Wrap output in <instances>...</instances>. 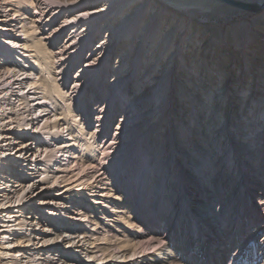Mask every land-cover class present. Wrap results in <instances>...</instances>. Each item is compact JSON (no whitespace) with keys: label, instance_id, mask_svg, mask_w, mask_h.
Masks as SVG:
<instances>
[{"label":"bare ground","instance_id":"6f19581e","mask_svg":"<svg viewBox=\"0 0 264 264\" xmlns=\"http://www.w3.org/2000/svg\"><path fill=\"white\" fill-rule=\"evenodd\" d=\"M234 1L257 6L241 9L222 0H0L3 264H181L179 250H185L180 243L190 234L200 229L206 240L213 230V238L223 231L209 221L223 193V206L233 204L229 213L238 216L239 231L248 223L253 231L264 229V221L255 225L259 216L264 219V186L259 190L243 172L244 164L253 160L254 150L245 147H252L253 137L247 134L254 115L261 123L257 136L264 135V0ZM117 50L110 83L104 86L108 73L101 59L110 60ZM83 59L67 88V73ZM143 61L144 74L135 77ZM212 86L216 92L207 98ZM103 87L108 97L115 96L101 105ZM162 87L164 102H156L153 95L159 96ZM127 96L130 104L120 111L115 134L126 123L135 126L134 134L122 138L125 149L136 140L139 156L146 159L142 166L151 161L147 174L156 173V200L167 189L174 193L165 203L181 209L175 225L180 232L172 242L177 248L139 251L145 227L142 220L134 221L133 204L123 191L128 185L122 178L108 177V166H102L101 160L113 158L104 153L113 140L103 142L96 132L113 121ZM200 104L209 109L206 116L200 115ZM95 108L96 124L91 127L87 119ZM116 158L109 161L111 167ZM221 174L224 181L218 179ZM177 187L183 206L175 200ZM237 191L244 196L235 197ZM195 208L202 224L190 213ZM157 240L147 242L154 246ZM216 243L205 245L208 264L222 262Z\"/></svg>","mask_w":264,"mask_h":264},{"label":"rangeland","instance_id":"374dc122","mask_svg":"<svg viewBox=\"0 0 264 264\" xmlns=\"http://www.w3.org/2000/svg\"><path fill=\"white\" fill-rule=\"evenodd\" d=\"M242 9V8H241ZM146 11H149V10H146ZM144 12V17H145V14L147 13V12ZM141 17V19L142 18H144V17ZM141 19H140V21H141ZM61 21V20H60ZM139 25L140 24H138V27H139ZM138 29V28H137ZM136 33L137 32H135V35L134 36H136ZM189 34V31H187V35ZM161 35V34H160ZM186 35V36H187ZM185 36V37H186ZM2 43V42H1ZM93 44H95V43H93L92 42V44H90V47H92L91 45H93ZM55 47H58V44H56L55 46H53V47H51L50 49L51 50H54V48ZM86 53V52H85ZM85 53H84V55H85ZM119 57V50H117L115 53H114V55H112L111 56V59L109 60V59H105L104 60V58H102L101 59V62H103V64L104 65H102V66H104V69H105V71H106V76L104 77V86H107L109 83H110V79H111V76H110V72L112 73V70L114 69L113 67H114V61L116 60V58H118ZM263 59V58H262ZM104 60V61H103ZM129 61H130V59H129ZM84 63V59L81 61V63H79L78 64V67H76L75 69H72V70H70V72L69 73H67L68 75H66L67 76V81H66V86H67V88H69L70 87V85H71V83H72V80H73V78L72 77H74V75L76 74V69L77 68H79L80 66H81V64H83ZM101 66V67H102ZM113 66V67H112ZM144 66H145V64H144V61L143 62H141L139 65H138V69H137V71L135 72V77H138L139 75H143L144 73H143V69H144ZM98 68H99V66H98ZM102 71H103V69H101ZM111 70V71H110ZM101 71V72H102ZM95 76H96V74H94ZM62 76V75H61ZM222 77V78H221ZM220 78H219V80L222 82L223 80H224V74L221 76ZM167 79H169V78H167ZM62 81H64V80H61L60 81V83H62ZM168 81V80H167ZM216 84H218V82L216 83ZM216 84H214V85H216ZM133 85V84H132ZM166 87V86H165ZM229 87V86H228ZM167 88V87H166ZM165 88V89H166ZM164 88L162 87V89L160 90V92H161V94H159V96L156 94V92H155V94L153 95V97L154 98H156L155 99V101L156 102H161V100L163 99V101L162 102H164V98L162 97L161 99H160V96H162L163 94H164V92L162 91ZM164 89V90H165ZM264 84L262 85V88H261V91L262 92H264ZM132 88L130 89V91H131V93L129 94V96L132 94ZM157 91V90H156ZM166 91V90H165ZM120 92V91H119ZM119 92H117V95H118V93ZM212 92H216V89L212 86L209 90H208V92L206 93L207 94V98H210V97H212V94H214V93H212ZM107 89L105 88V87H103V89H102V91H101V95H100V98H99V100H100V104L101 105H103L109 98H111V97H113V96H115V94H112V96L110 97H108V95H107ZM175 95H176V92H175ZM156 96V97H155ZM159 97V98H158ZM206 97V96H205ZM107 98V99H106ZM167 99H168V97H166ZM176 98H178V94L175 96V101H176ZM128 96L126 97V99L124 98V100H122L121 101V103H120V105L118 106V109H117V111H115V118L113 119V121H111V123H109V125H105V126H103V127H101V128H99V130L96 132L99 136H101V139H102V141L104 142V141H107V140H109V141H107V142H111V140H113V142L111 143V149H108V150H105L104 151V153H106V155L105 156H109V155H113V158H116V157H118V159L116 158V160H117V163H116V160H115V163L114 164H112V167H111V164L109 163V161L111 160V159H113L112 158V156H110L108 159L107 158H105V159H103V160H101V161H103V163H104V165H102L103 163L101 162V165L102 166H104V167H107L108 166V169H107V171H106V174H107V176L108 177H111L112 176V178H113V180H117V179H120V178H122V180H123V183H125L126 185H128V187L125 189L124 188V190L123 191H126V193L127 194H129V196L128 197H130V199H129V202H130V204L132 203L133 204V208L131 207V209H130V211H131V213L133 214V217L135 216V218H134V221L137 223L138 221H140V220H142V221H140V223H142V225L146 228H144V230H143V235H145V237L144 238H141L142 239V241L140 242V244H139V247H140V249H139V251H141V252H144V250L145 251H152V250H154V249H157L159 246H166L167 248H177V246L175 245V243H172V242H174V240H175V238L177 239V237L176 236H174V235H178V233L180 232V230H178V229H175L176 227H175V225L177 224V222L179 223V221H177L178 220V218H179V213H180V210L181 209H179L180 208V206H176V207H174L173 209H171L170 208V206H168V203H165L166 202V198H168L169 197V195L170 196H172V194H174V193H170V191L167 189V191L165 190L164 192H163V197H162V199L161 200H156V198H155V196H156V194L158 193L157 191H158V189L156 190V194H154V188H155V185L153 184V183H157V182H155V178H156V173H152V174H150V173H148L147 174V172H148V170H150L151 169V167H152V163H151V161L149 160V159H147V162H148V164L147 165H145V166H142V165H144L143 163L141 164V162L142 161H145L144 160V156H139V153L140 154H142V152L141 151H139L138 149H137V145H136V143H137V141L135 140L134 142H132L131 144H129V145H127L128 147L125 149V146H126V143H124V142H126L125 141V139H122V138H125V136H128V134L130 135V134H134L135 132H134V130H135V126H134V128H132L129 124H125L123 127V129H121V130H119V132H121L119 135H117L116 136V134H115V131H117L116 129H115V127L114 126H116L115 124L117 123V119H119L120 118V116H121V113H120V111L127 105V104H130L128 101ZM172 100V98L169 100L168 99V101H171ZM205 101H206V99H204ZM242 101V100H241ZM127 102V103H126ZM111 105H112V103H111ZM201 105V108H202V110H201V113H200V115L201 116H206L207 115V113H208V111H209V109L206 107V106H203L202 104H200ZM124 106V107H123ZM91 108L93 107V105L92 106H90ZM114 107V106H113ZM163 107H166L167 108V104L166 105H164V106H162V108ZM97 108V107H96ZM91 109V115H90V117L87 119V123H91V127H92V125H95L96 124V122H95V117H96V115H97V112H98V110L97 109ZM165 108V109H166ZM187 108H188V106L186 105V107H185V109L187 110ZM253 109H254V105H253V107H252ZM252 109V110H253ZM97 110V111H96ZM169 110H170V108H169ZM180 111H182L181 109H180ZM119 113V114H118ZM79 116H80V118H81V121H83V119H84V114L83 113H81V112H79ZM83 114V115H82ZM117 114V115H116ZM257 115L255 116H253V121H251V122H249V132H248V136L250 137H253V138H251L253 141H252V143H251V146L252 147H250V146H247V147H245L247 150H248V148H250L249 150H251V148L254 150V154H253V156H252V158H253V160L252 161H250L251 162V164L250 163H246V164H244V168H245V170L243 171L244 172V174H245V176L247 175V177L248 178H250L251 179V181H252V183H254V185L255 186H257V188L260 190L261 188H262V185L264 186V135H263V133L261 134V135H259V137L257 136L258 134H260V132L261 131H257L256 129V125L257 124H259V121H257ZM202 119H204V118H202ZM204 121V120H203ZM114 122V123H113ZM253 122V123H252ZM255 122V123H254ZM202 124H204V122L202 123ZM261 125V123L259 124V126ZM107 126L109 127L108 129H107ZM106 128V129H105ZM134 129V130H133ZM231 130H232V132H234V133H236V128L235 127H232L231 128ZM106 133H105V132ZM131 131V132H130ZM227 131H228V129H227ZM125 132V133H124ZM132 132H134V133H132ZM257 134H256V133ZM123 133V134H122ZM162 134H163V132H161ZM109 134V135H108ZM121 134H122V137H121ZM252 134H254L253 136H252ZM104 135V136H103ZM106 136V137H105ZM113 136V137H112ZM263 136V137H262ZM117 137H119L118 139H117ZM162 137V136H161ZM111 138V139H110ZM114 138V139H113ZM263 138V139H262ZM107 139V140H106ZM120 139V140H119ZM210 139V136L209 137H207V138H205V142H204V144H207V143H209V140ZM255 139V140H254ZM116 141V142H115ZM120 141V142H119ZM123 141V142H122ZM115 142V143H114ZM119 142V143H118ZM108 143V144H109ZM107 143H106V145H108ZM117 144L119 145V146H117ZM116 145V146H115ZM132 145V146H131ZM114 146V147H113ZM115 147H117V148H115ZM120 147V148H119ZM114 148V149H113ZM129 148V149H128ZM255 148V149H254ZM133 149H136V150H133ZM259 149V150H258ZM112 150H114V151H112ZM122 150H123V152H122ZM130 150V151H129ZM138 150V151H137ZM120 151H121V153H120ZM128 153H126V152ZM134 151V152H133ZM137 151V152H136ZM258 151V152H257ZM101 152H102V149H101ZM100 152V153H101ZM133 152V153H132ZM136 152V153H135ZM45 154H46V152H44ZM43 153V156L45 155ZM118 153V154H117ZM132 153V154H131ZM134 153H135V155H134ZM220 155L222 154V152H218ZM121 154V155H120ZM119 155V156H118ZM124 155V156H123ZM228 156H229V154H227ZM261 155V156H260ZM99 156H100V154H99ZM102 156V155H101ZM104 157V156H103ZM124 157H127V162H126V164L124 163V164H120V162L121 161H123V159H124ZM129 157V158H128ZM144 157V158H143ZM122 158V159H121ZM143 158V159H142ZM121 159V160H120ZM142 159V160H141ZM228 159V158H227ZM108 162H107V161ZM134 160V161H133ZM138 160H139V162H138ZM100 161V160H99ZM99 161H97V162H95L96 164L97 163H100ZM105 161H106V163H105ZM114 162V161H113ZM253 162H254V164H253ZM94 163V164H95ZM117 164V165H116ZM130 164V165H129ZM141 164V165H140ZM250 164V165H249ZM90 165H93V163H90ZM121 165V166H120ZM148 166V167H147ZM110 167V168H109ZM123 167V168H122ZM229 167L231 168V167H234V164L230 161V163H229ZM87 168V169H86ZM114 168V169H113ZM128 168V169H127ZM137 168H139V169H137ZM149 168V169H148ZM229 168V169H230ZM243 168V169H244ZM250 168V169H249ZM82 169H83V172L85 171V170H88V167H82ZM117 169V170H116ZM120 169V170H119ZM122 169L124 170V171H122ZM260 169V170H259ZM109 170V171H108ZM112 170H113V172H112ZM146 170V171H145ZM111 171V172H110ZM115 171V172H114ZM126 171V172H125ZM226 171V170H225ZM259 171V172H258ZM117 172H119V173H117ZM121 172H123L124 174L122 175V177H120L119 175H120V173ZM146 172V173H145ZM218 172V171H217ZM229 172V171H228ZM263 172V173H262ZM114 173V174H113ZM117 173V174H116ZM128 173V174H127ZM134 173V174H133ZM109 174V175H108ZM136 174V175H135ZM150 174V175H149ZM225 174H227V172H225ZM240 174V173H239ZM117 177H116V176ZM213 175V176H212ZM214 175H215V173H211V176H210V178L211 179H209L210 180V182L211 181H213V177H214ZM251 175H252V177H251ZM259 175V176H258ZM263 175V176H262ZM119 176V177H118ZM147 176V177H146ZM218 176V179H220V177L222 176V174L219 176V175H217ZM134 177V178H133ZM131 178V179H130ZM135 178H137V179H135ZM146 178H148L149 179V182H148V179H146ZM133 179V180H132ZM226 179V176H224V174H223V177H221V179L220 180H222V181H224ZM127 180V181H126ZM254 180V181H253ZM129 181V182H128ZM134 181V182H133ZM147 181V182H146ZM114 182V181H113ZM130 182H131V184H130ZM259 182H260V184H259ZM135 184V185H134ZM131 185V186H130ZM154 185V186H153ZM212 185V184H211ZM261 185V186H260ZM260 186V187H259ZM180 187V186H179ZM133 188H135V189H133ZM145 188V189H144ZM178 188V187H177ZM128 189V190H127ZM133 190V191H132ZM146 190V191H145ZM149 190V191H148ZM179 190V191H178ZM210 191H211V189H209ZM42 191H45L44 189L42 190ZM132 191V192H131ZM147 191H148V193H147ZM129 192V193H128ZM181 192V189H177V191H176V196H177V199H175V200H179V202L181 203V206H183L182 205V202H184V200L185 199H183L182 200V192ZM132 193V194H131ZM150 193V194H149ZM165 193V194H164ZM178 193V194H177ZM144 194V195H143ZM133 195H134V197H135V199H134V197H133ZM146 195V196H145ZM154 195V196H153ZM221 195V196H220ZM219 195V197L217 198V200L215 201V205L213 204V207L211 208V215H212V217H210L209 218V221H211V223H213V225L214 226H222L220 229V231H224V232H226L225 234L224 233H218V237H214L213 238V234L214 235H216V233H215V231H217V229L214 231L213 230V234L211 235V237L209 238V239H206L205 240V238L204 237H202L201 235L202 234H200L201 232H200V229H198V231L197 232H195V233H192V235L190 234L189 236H188V241L186 240V241H183L182 243H180V244H182V248H184V250L185 251H180L179 250V252H180V254L179 255H181L182 256V254L184 253V252H186V256L184 255V258H183V256L181 257H179V259H178V261L180 260V259H183V260H181L180 261V263L181 264H208V263H206V259L204 258V252H205V249H206V247H205V245H207L206 243L208 242V243H215V242H217L214 246H217V244L219 245V254H221L222 255V262L220 263V264H264V229H262V228H260V229H258V227H257V230L256 229H254V231H253V227H254V225H252V224H245L242 228H241V230L239 231V224H240V222H238V216L236 217V216H234V215H232V214H230L229 212H230V208L232 209V208H234L232 205V203H230L229 202V204H227V206H228V208H227V206L226 207H224L223 205L226 203V201H224L223 200V198H222V196L224 197V195H225V193H223V194H220ZM236 195H238V196H235V197H237V198H241V197H243L244 195H240V192L239 191H237V193H236ZM174 196V195H173ZM143 197V198H142ZM148 197V198H147ZM181 197V198H180ZM185 197V196H184ZM146 198V199H145ZM186 198V197H185ZM253 199H257L258 200V198H257V196H253ZM134 200V201H133ZM140 200V201H139ZM162 201V202H161ZM221 201V202H220ZM221 204H220V203ZM134 204H135V206H134ZM139 205V206H138ZM137 206V207H136ZM162 206V207H161ZM168 206V207H167ZM221 208H220V207ZM161 207V208H160ZM166 207V208H165ZM137 208V209H136ZM139 209V210H138ZM177 209V210H176ZM225 209V210H224ZM259 210H257V212L259 211V213H261L262 211H263V209H261V208H258ZM228 210V211H227ZM170 211V212H169ZM172 211V212H171ZM193 211L194 212H190V213H192L194 216H196V221H198V223H200L201 222V224H202V219L200 218V217H197V216H199V210H196V208L195 209H193ZM217 211H219V213L217 212ZM159 212H160V214H159ZM182 212V211H181ZM227 212H228V214H227ZM213 213H215V215L213 214ZM217 213V214H216ZM220 213H221V215H220ZM131 214V215H132ZM226 214V215H225ZM223 215L224 216H226L225 217V219H223V221L224 222H222L221 220H222V218H223ZM141 216H143L144 218V222H143V219H142V217ZM171 217V218H170ZM221 218V219H220ZM170 219V220H169ZM201 219V220H200ZM217 219V220H216ZM218 219H219V221H218ZM259 219H261V220H259ZM259 219H258V221H257V223H255V225H262L263 224V221H264V219L262 218V216H259ZM146 220H149V223H147V225H146ZM236 222V223H234V221ZM220 221H221V223H220ZM226 221V222H225ZM216 222V223H215ZM139 223V224H140ZM173 223V224H172ZM229 225H228V224ZM239 223V224H238ZM151 224H152V226H151ZM165 224V225H164ZM200 224V225H201ZM238 224V225H237ZM153 226H154V228H153ZM168 226V227H167ZM180 225H178L177 227H179ZM40 227H43V225L42 226H40ZM174 227V228H173ZM216 227V228H217ZM233 227H235L234 229H233ZM249 227V228H248ZM246 228V229H245ZM156 229V230H155ZM177 230V231H176ZM233 230V231H232ZM131 231H132V233L134 232V230H131L130 229V233H131ZM238 231H239V233H238ZM142 232V231H141ZM231 232H233V233H231ZM185 234V233H184ZM187 234V233H186ZM186 234L184 235V236H186ZM195 234V235H194ZM236 234H238V236H235ZM165 235V236H164ZM226 235V236H225ZM230 235V236H229ZM253 236V237H252ZM0 237H1V234H0ZM158 237V238H157ZM161 237V238H160ZM250 237V238H249ZM145 238H147L148 240V242L151 240V239H158L157 240V245H154V246H152L151 244H148V242L146 241V239ZM190 238V239H189ZM229 238V239H228ZM161 240V242H160V240ZM167 239H168V241H167ZM217 239V240H216ZM231 239V240H230ZM133 240V239H132ZM192 240H193V242H192ZM222 240V241H221ZM263 240V241H262ZM176 241V240H175ZM132 242H134V241H132ZM160 242V243H159ZM164 242V243H163ZM171 244H170V243ZM193 243H194V245H193ZM257 243V244H256ZM262 243V244H261ZM169 244V245H168ZM188 244V245H187ZM200 244V245H199ZM172 245V246H171ZM222 245V246H221ZM203 246V247H202ZM149 247V248H148ZM196 247V248H195ZM181 248V247H180ZM111 250V253H115L116 252V249H113V248H111L110 249ZM260 250V251H259ZM191 251H192V253H191ZM202 251V252H201ZM178 252V253H179ZM196 252V253H195ZM225 254V255H224ZM131 255V253L129 254V257H133L132 255ZM201 255V256H200ZM203 256V257H202ZM234 256V257H233ZM230 258V259H229ZM188 259V260H187ZM194 260V261H193ZM229 260V261H228ZM185 261V262H184ZM197 263H196V262ZM203 261H205V262H203ZM231 261V262H230ZM0 264H3L2 263V260H1V258H0Z\"/></svg>","mask_w":264,"mask_h":264},{"label":"water","instance_id":"95a60500","mask_svg":"<svg viewBox=\"0 0 264 264\" xmlns=\"http://www.w3.org/2000/svg\"><path fill=\"white\" fill-rule=\"evenodd\" d=\"M225 3L234 5V6H238L244 9H252L255 10L256 9V4H250V3H243V2H238V1H234V0H222ZM259 7V6H258Z\"/></svg>","mask_w":264,"mask_h":264}]
</instances>
